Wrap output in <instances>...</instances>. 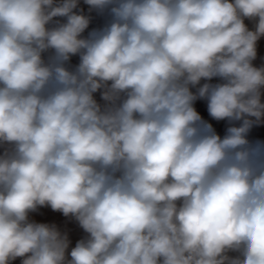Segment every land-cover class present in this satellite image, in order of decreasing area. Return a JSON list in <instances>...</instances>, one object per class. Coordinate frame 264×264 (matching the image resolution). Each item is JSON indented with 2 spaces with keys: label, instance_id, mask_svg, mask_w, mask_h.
<instances>
[{
  "label": "clouds",
  "instance_id": "obj_1",
  "mask_svg": "<svg viewBox=\"0 0 264 264\" xmlns=\"http://www.w3.org/2000/svg\"><path fill=\"white\" fill-rule=\"evenodd\" d=\"M262 38L264 0H0V264H264Z\"/></svg>",
  "mask_w": 264,
  "mask_h": 264
},
{
  "label": "rangeland",
  "instance_id": "obj_2",
  "mask_svg": "<svg viewBox=\"0 0 264 264\" xmlns=\"http://www.w3.org/2000/svg\"><path fill=\"white\" fill-rule=\"evenodd\" d=\"M86 7V6H85ZM94 19L92 23L90 24L89 30L92 28H99L103 27L109 20L110 17L107 15L104 16H97L95 13H93ZM63 20V18H57ZM246 23H248L246 21ZM251 27V24H249ZM258 53L259 56H264V38H262L258 42ZM72 65H76L79 63V57H72L71 60ZM255 63L259 64L261 61L258 59ZM204 81H202L203 83ZM212 83H218L219 80L214 78ZM96 99L98 102L100 101V95L99 93L95 94ZM262 102H264V97H262ZM196 109L198 112L201 113V115L206 119L210 120L207 114V104L206 101L203 100H198L195 105ZM210 122L213 124L214 128L216 129L217 133L220 134L221 136L224 135L225 129L227 127V122L226 121H211ZM249 139L250 140H260L264 141V126H259V127H254L252 131L249 134ZM4 151L3 147H0V154H2ZM30 219L34 220L37 223H49V224H56L58 228H60L61 231L67 232L69 235V239L71 241L70 246H75V243L84 238L86 236V233H84L83 229H81L78 225V223L68 217H64L62 213L60 212H54L51 210L50 207H42L39 208L36 212L30 213ZM13 264H20L19 258L13 262Z\"/></svg>",
  "mask_w": 264,
  "mask_h": 264
}]
</instances>
